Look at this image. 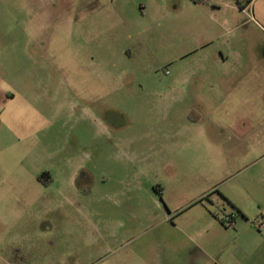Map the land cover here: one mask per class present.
Instances as JSON below:
<instances>
[{"label":"rangeland","instance_id":"374dc122","mask_svg":"<svg viewBox=\"0 0 264 264\" xmlns=\"http://www.w3.org/2000/svg\"><path fill=\"white\" fill-rule=\"evenodd\" d=\"M169 1L0 0V264H125L237 211L264 232V0H206L231 24L202 48Z\"/></svg>","mask_w":264,"mask_h":264},{"label":"crops","instance_id":"0c3cea01","mask_svg":"<svg viewBox=\"0 0 264 264\" xmlns=\"http://www.w3.org/2000/svg\"><path fill=\"white\" fill-rule=\"evenodd\" d=\"M169 2L164 30L171 38L181 34L190 36L198 39V46L202 48L212 41H219L224 34L223 24H231L229 20L219 21L220 10L214 6L212 9L206 6V0H170ZM230 9L236 11L233 6H230ZM218 51V56L213 58L217 61L223 76L218 88L235 92L240 84L235 82L236 77L233 73L236 69L232 67L238 64L242 55L235 51ZM238 66L237 70L240 69V65ZM211 70H207L208 74ZM228 100L231 101V98ZM243 101L250 102V96L246 94ZM255 112L254 107L253 110L244 112L243 116L252 117ZM199 202L201 200L197 203ZM230 213L219 218L203 217L198 228L193 227L195 223H192L190 228L182 232L185 234L184 242L172 243L169 247H164L162 252L153 250L145 258L127 261L125 264H264V232L257 230L255 232L253 228L256 227V222L251 221L248 214L243 211L234 213L231 225H223L221 219L226 218L227 215L229 217ZM261 217L264 226V216ZM166 252L167 259L162 260L161 255Z\"/></svg>","mask_w":264,"mask_h":264},{"label":"flooded vegetation","instance_id":"af4514ba","mask_svg":"<svg viewBox=\"0 0 264 264\" xmlns=\"http://www.w3.org/2000/svg\"><path fill=\"white\" fill-rule=\"evenodd\" d=\"M43 174H44L45 176H47L48 181L51 182V176H50V173L47 172V171H45V172H43L41 175H43Z\"/></svg>","mask_w":264,"mask_h":264},{"label":"trees","instance_id":"16d2710c","mask_svg":"<svg viewBox=\"0 0 264 264\" xmlns=\"http://www.w3.org/2000/svg\"><path fill=\"white\" fill-rule=\"evenodd\" d=\"M249 1H250V0H249ZM41 177H46V178H47V176H45L44 174H43V175H41ZM47 179H48V178H47ZM47 179H46V180H47ZM43 183H44V182H43Z\"/></svg>","mask_w":264,"mask_h":264},{"label":"built area","instance_id":"2783aa9c","mask_svg":"<svg viewBox=\"0 0 264 264\" xmlns=\"http://www.w3.org/2000/svg\"><path fill=\"white\" fill-rule=\"evenodd\" d=\"M167 73H168V72H167ZM232 217H233V216L231 215L230 218L232 219ZM230 223H231V222H230Z\"/></svg>","mask_w":264,"mask_h":264}]
</instances>
